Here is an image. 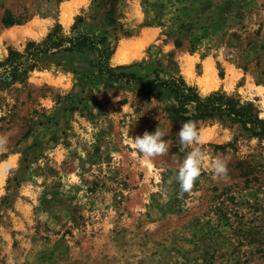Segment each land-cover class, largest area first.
<instances>
[{"label": "rangeland", "instance_id": "374dc122", "mask_svg": "<svg viewBox=\"0 0 264 264\" xmlns=\"http://www.w3.org/2000/svg\"><path fill=\"white\" fill-rule=\"evenodd\" d=\"M55 29L97 47L42 54L0 82V264H264V134L194 119L208 160L178 198L188 119L169 87L137 78L183 79L264 117V0H0V62ZM157 127L167 153L133 159L127 140Z\"/></svg>", "mask_w": 264, "mask_h": 264}, {"label": "trees", "instance_id": "16d2710c", "mask_svg": "<svg viewBox=\"0 0 264 264\" xmlns=\"http://www.w3.org/2000/svg\"><path fill=\"white\" fill-rule=\"evenodd\" d=\"M6 21L11 23L13 18L7 16ZM95 37L88 35L85 32H77L76 36H65L61 34L60 30L55 29L49 33L48 38L42 43L31 41L27 44L24 51L12 50L8 57L0 62L3 66L4 74L0 75V82L4 84H11L19 76L26 74L29 70L34 68L42 54L56 53L60 50H76L80 48L97 47ZM177 44H180L177 41ZM100 49V71L102 73H111V70L105 68L103 59L110 54L108 47ZM109 74V75H111ZM124 75L137 77L133 73L123 72ZM138 82L143 84V90L151 92L158 86L163 85L169 87L178 100L176 112L180 113L182 117L187 119H199L215 114L232 115L235 120L240 121L246 130H249L255 135L264 134V117H260L252 108L251 105H243L238 100L221 94L219 92L211 93L202 98L197 92L196 88L185 83L183 79L176 81L154 80L152 82L145 81L142 77H137ZM129 80V79H128ZM194 102V113L189 117L183 115L181 112L188 110L187 104Z\"/></svg>", "mask_w": 264, "mask_h": 264}, {"label": "clouds", "instance_id": "9594fccd", "mask_svg": "<svg viewBox=\"0 0 264 264\" xmlns=\"http://www.w3.org/2000/svg\"><path fill=\"white\" fill-rule=\"evenodd\" d=\"M194 108L195 104L192 105L193 111ZM187 115L190 117L192 111ZM165 135L166 133L157 127L154 133L145 131L142 136L131 137L127 140L130 156L133 159L140 160L141 163H150L153 158L165 155L169 147L167 141L163 139ZM177 135L182 149L204 142V134L198 130L196 122L190 118L181 124ZM7 144V137L0 136V151H5ZM206 160H208V157L199 147H191V150L187 152L176 174V181L179 183L178 198L182 199L186 193L193 191ZM227 164V158L219 157L210 162V167L216 178L225 180L228 178ZM4 171H7V169Z\"/></svg>", "mask_w": 264, "mask_h": 264}, {"label": "bare ground", "instance_id": "6f19581e", "mask_svg": "<svg viewBox=\"0 0 264 264\" xmlns=\"http://www.w3.org/2000/svg\"><path fill=\"white\" fill-rule=\"evenodd\" d=\"M208 71V70H207ZM206 79V78H205ZM207 84V83H206Z\"/></svg>", "mask_w": 264, "mask_h": 264}]
</instances>
